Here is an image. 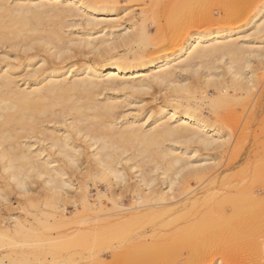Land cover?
<instances>
[{
	"label": "bare ground",
	"instance_id": "obj_1",
	"mask_svg": "<svg viewBox=\"0 0 264 264\" xmlns=\"http://www.w3.org/2000/svg\"><path fill=\"white\" fill-rule=\"evenodd\" d=\"M117 3L0 0V200H9L12 189L32 195L41 188L47 207L32 211V221L12 217L19 239L27 229L39 230L44 253L16 259L10 251L0 264H233L237 250L249 255L236 264H264L263 171L207 183L178 201L191 187L190 181L179 185L188 175L181 171L193 166L190 176L200 183L218 167L205 164L213 159L211 151L224 152L239 125L246 136L264 125V88L255 90L249 71L252 58L264 65V0L226 3L228 18L245 21L206 31L192 24L190 2V20L172 17L171 24L147 15L122 20ZM178 29L184 34L172 36L170 47L156 49L166 31ZM199 67L206 68L202 84L208 89L197 100L183 72L196 75ZM154 87L167 90L163 104L137 114L127 109L135 92ZM238 106L249 115L238 117L240 123L227 121L225 114ZM78 174L82 183L75 182ZM87 181L97 188L95 197ZM243 205L250 211H238ZM8 224L0 225L4 237L12 230Z\"/></svg>",
	"mask_w": 264,
	"mask_h": 264
},
{
	"label": "rangeland",
	"instance_id": "obj_2",
	"mask_svg": "<svg viewBox=\"0 0 264 264\" xmlns=\"http://www.w3.org/2000/svg\"><path fill=\"white\" fill-rule=\"evenodd\" d=\"M128 1V2H127ZM176 1H178V2H176ZM181 1H183V2H181ZM193 0H118V3H117V5H120L121 6V9L119 10V17H122V20H125V21H128V20H130V19H134L135 21H137L138 19H140L141 18V16H145V15H147L146 17H150V16H152V17H154V16H156L157 18H160V19H162L163 21H161V23L162 22H167V23H169V24H171L170 22H171V20L170 19H173L172 17H177L178 19H180L181 17H183L184 15V18L185 19H189V13L190 12H187V9H188V11H189V8L192 10L191 11V14H192V16L193 17H191V14H190V18H191V22H193L192 24L195 26V27H198V29L200 30V31H206V30H208V29H212V28H215V27H217V24H218V27H220V28H222V27H226V26H228V25H233V26H235V27H237V26H239V25H241L244 21H245V19L241 16L240 18L242 19H236V20H234V19H232V18H228L227 16H226V8H228L227 7V5L225 6V4L227 3V2H225V4H224V6H223V2H224V0H222V1H219V4L222 6H219L218 5V0H216V4L218 5V6H216V4H215V0H196L195 1V3L193 4V2H192ZM212 1V3L210 4V2ZM213 1H214V3H213ZM225 1H227V0H225ZM229 1H231V0H229ZM233 1V0H232ZM232 1H231V4H232ZM186 3V2H190L188 5H190L189 6V8H186V4L184 5V4H181V3ZM209 2V3H208ZM181 7V5H182V7H181V9H182V12L181 13H183V14H181L180 13V11H178L179 10V8L180 7H178V9H177V4ZM180 3V4H179ZM191 3L193 4L192 6H191ZM209 4L211 5V7L209 6ZM228 4V6H229V4H230V2L229 3H227ZM230 4V5H231ZM176 5V6H175ZM195 5V6H194ZM214 5V6H213ZM185 6V7H184ZM220 7V12L219 13H214V9H213V7ZM172 7H174V8H172ZM186 8V10H183L184 8ZM188 7V6H187ZM193 7V8H192ZM200 7V8H199ZM207 7L209 8V10L207 9ZM177 9V10H174V9ZM195 8H198L199 9V11L201 12H199V11H195L196 9ZM180 9V10H181ZM193 9H194V12L195 13H193ZM212 9V10H211ZM203 10V11H202ZM205 10H208V11H205ZM176 11H178V16H177V14H174ZM184 11V12H183ZM225 13V15H224V13ZM174 12V13H173ZM196 12H198V13H196ZM208 12V13H207ZM146 13V14H145ZM174 15H173V14ZM177 13V12H176ZM180 13V14H179ZM187 13H188V17H187ZM200 13V14H199ZM213 13V14H212ZM223 13V14H222ZM122 14H124V15H122ZM183 15V16H182ZM211 15V16H210ZM219 15V16H218ZM223 15V16H222ZM180 16V17H179ZM209 16V17H208ZM216 16L217 17H219V18H217V19H219V20H217L216 19ZM131 17V18H130ZM207 17H208V19H207ZM210 17H213V19H212V21H211V19H210ZM223 17V18H222ZM224 17H226V18H224ZM226 19V20H225ZM229 19V20H228ZM177 20V19H176ZM175 19L172 21V22H174V21H176ZM186 20V22H188ZM190 20V19H189ZM195 22H194V21ZM210 20V21H209ZM217 20V21H216ZM222 20V21H221ZM239 20V21H238ZM229 21H230V23H229ZM235 21V22H234ZM240 22V23H239ZM234 23H236V24H234ZM222 25V26H221ZM214 26V27H213ZM200 27V28H199ZM251 26H249L248 27V29H246L245 31L246 32H249V31H252V29L253 28H250ZM250 28V29H249ZM206 29V30H205ZM179 30V29H178ZM248 30V31H247ZM180 31V30H179ZM181 31H182V35L184 34V31L181 29ZM181 31L180 32H178L177 30L173 33L172 31H170V30H168V31H166V33L165 34H163V38L162 39H164L160 44H158L157 46L158 47H156V49L158 48L159 49V47L160 48H163V47H167V46H169L170 45V43L172 42V40H173V37H178L177 35H181ZM151 34L152 35H156L157 34V32L155 31V27L153 26L152 28H151ZM155 33V34H154ZM177 33H180V34H177ZM176 34V35H175ZM158 36V35H157ZM173 36V37H172ZM142 42V41H141ZM135 44V43H134ZM133 44V47L136 45H134ZM142 45V43H140L139 42V44H137V46H135L134 48H136V47H138V46H141ZM256 46V45H255ZM170 47V46H169ZM258 47V46H257ZM254 49H257V48H255V47H253ZM152 47H150L149 48V50H147V54H150V52H152ZM256 52V51H255ZM225 58V59H224ZM222 60H221V62H219L220 60H218L217 61V63H218V65L219 66H222L223 64H222V62L223 63H225V61L227 60L226 59V57H224ZM253 60H252V64H251V68L252 69H250L249 71H252L251 72V74H252V80H253V82H254V84L256 85L255 87H256V89L255 90H260V89H262V88H264V72H263V68H264V65H260V67H258L259 66V64L256 62L257 61V59L256 58H252ZM254 61V62H253ZM215 64H216V62H215ZM221 64V65H220ZM258 64V65H257ZM261 66H263V68L261 67ZM256 67L258 68V69H256ZM262 68V69H261ZM220 70V69H219ZM218 70V71H219ZM255 70V71H254ZM260 70V71H259ZM221 71V70H220ZM189 72V73H188ZM188 72H183V75L187 78L186 80H187V83H185L186 82V80L184 81V84H188V86L190 87L191 85V90L193 91H191V92H189V94H190V96H195V98L197 99V100H200V99H202V95L203 94H200V93H202V91L204 90V89H208L207 87L206 88H203L204 86H203V84H202V82L206 79V77L207 76H205L206 75V68H204V67H199V69H198V71H197V73H196V75H194V73H192V75H191V73H190V71H188ZM201 74H199V73ZM246 72H248V70H246ZM198 75V76H197ZM202 75H204L203 77H202V79H201V76ZM230 74L229 73H224L223 72V77L226 79V80H228V79H230L231 78V76H229ZM245 75V76H244ZM244 75H242L241 74V77H246V74H244ZM196 76H197V78H196ZM215 76V75H214ZM213 76V78H216L217 76H215L214 77ZM221 76V77H222ZM248 76V75H247ZM256 78H255V77ZM194 78L195 77V79H192V78ZM222 77V78H223ZM259 77V78H258ZM223 78V79H224ZM255 78V79H254ZM196 79H197V81H196ZM217 79V78H216ZM191 80V81H190ZM202 80V81H201ZM200 81H201V84H200ZM260 81V82H259ZM20 82H22V81H20ZM197 82V83H196ZM259 82V83H258ZM190 84V85H189ZM200 85V86H199ZM202 86V87H201ZM152 89V90H151ZM150 90L149 89H147V90H145L144 92H139V93H134L133 94V96L135 97V96H137V97H135V102H133V104H131L130 105V107L128 108L127 107V109L132 113H134V114H137V113H139V112H141V111H143V110H147L148 108H150V107H153L152 106V104H154V107L156 106V107H158L159 106V104L161 103V104H163V101L161 100L162 99V94L164 95V93H168L167 92V90H165V88L164 89H159V88H155L154 87V89L153 88H151ZM210 89V88H209ZM160 90V91H159ZM163 93H162V92ZM124 92V91H123ZM126 93H128V91H125ZM229 92L231 93V94H236L237 96H241V94L239 95V94H237V93H235V92H233L231 89H229ZM259 92V91H258ZM120 93H122V92H120ZM148 93V94H147ZM161 93V94H160ZM212 94V92H210L209 93V95H211ZM147 95V96H146ZM154 95V96H153ZM141 96V97H140ZM153 97V98H151V97ZM156 96V97H155ZM155 97V98H154ZM243 97H244V94H243ZM148 98V99H147ZM150 98V99H149ZM142 99V101L141 102H138L139 100H141ZM154 99H156L157 101H155ZM152 100H153V102H152ZM159 100V101H158ZM151 103H150V102ZM162 101V102H161ZM202 101V100H201ZM203 101H206V99H203ZM263 101H264V94H263ZM143 102H145L144 104H143ZM148 104H147V103ZM136 103V104H135ZM141 103V104H140ZM140 104V105H139ZM147 104V105H146ZM151 105V106H150ZM153 107V108H154ZM242 108L240 107V106H238L233 112L231 111V113L230 112H227L226 114H225V119L227 120V121H229V122H232V123H240V121L241 120H243V118H245L244 116H248L249 114H248V111H250L249 109L248 110H241ZM132 110V111H131ZM240 110V111H239ZM136 113H135V112ZM244 111V112H243ZM206 112H207V110H205V114H206ZM247 112V113H246ZM228 114V115H227ZM228 116V117H227ZM238 117H240L241 118V120H240V118L238 119ZM212 118V119H211ZM211 120H213V117L211 116ZM237 118V119H236ZM233 120V121H232ZM241 126L239 125L232 133H231V135H229V136H227V138H229V141H230V143H227L228 144V146H227V148H226V150L223 152L222 150H224V148H222V150L220 149L219 150V152L217 151V152H213V151H211L212 153H211V155L213 156V159L211 160V161H208V162H205V164H210V163H212L213 165H218V167H214L213 169H211V170H208L207 171V175H206V177L200 182V183H195L194 182V180H193V177L192 176H190V169L191 168H193V166L192 167H186L183 171H181L182 173V175L184 174V173H186V174H188V175H186V178H185V180H179V185L180 186H182V185H184V183H186L187 181H190L191 183H190V192L188 193V194H186V195H184V196H182L178 201H180V200H184V199H186V198H188V197H190V196H192L194 193H196V192H198V191H200L207 183H210V182H215L216 184H219V183H223V182H225V181H232V180H234V179H236L237 177H243L244 179L245 178H251V177H253L254 175H258L259 173H261L262 171L264 172V125L263 126H260V127H255V128H253V129H251V130H249L248 132H247V136H246V132H244V131H242L243 133L241 134ZM225 133L226 132V129H224L221 133ZM223 133V134H224ZM245 134V135H244ZM233 135H234V137H233ZM241 135V136H240ZM246 136L247 138H245V140H243V138H244V136ZM236 136V137H235ZM242 138H240V137ZM237 139L239 140V141H241V140H243V141H241V142H239V141H237ZM236 140V141H235ZM228 141V142H229ZM236 142V143H235ZM238 142V143H237ZM233 143V144H232ZM240 143H243L242 145H243V149L241 150L240 148ZM234 145H236V146H234ZM235 147H238V151L236 152V153H234V154H232V151H233V149L235 150L236 148ZM203 152V154H206V153H210V152H208L207 150H201V152L200 153H202ZM218 153V154H217ZM221 155V156H220ZM224 155V156H223ZM219 156V157H218ZM215 159V160H214ZM230 160V161H229ZM228 162H230V164H229V166L227 167V168H225V165L228 163ZM195 166V165H194ZM76 177H77V180L75 181L76 183H77V181H78V183H82L85 179L84 178H82V176L80 175V174H78V175H76ZM88 182V186H87V190L89 191V193H90V195L91 194H93V195H91V197H95L96 196V187H94L92 184H91V181H87ZM100 185V184H99ZM102 185V187L100 188V187H98L100 190H101V192H105V187H106V185L105 184H101ZM34 186H36V185H34ZM96 188V189H95ZM164 188V187H163ZM41 189V188H40ZM40 189H38L37 188V192H36V189L35 190H33V192H32V195L30 194V192H27L28 193V195H25L26 193H22L21 192V194H20V192H18L16 189H12L11 190V192H10V194H9V192H8V199L9 200H0V225H1V227H2V225L3 226H7V224L9 223L10 224V226H9V224H8V226L10 227V228H12V230L8 233V235H5V236H7V237H4V234L3 233H0V243H1V245H0V252H1V254H0V256L1 255H3V254H6V253H9L10 251L13 253V257L14 258H16V259H18L17 257H19V258H25V257H31V258H33V257H36V256H41L42 254L41 253H44L43 252V248H42V244L41 245H39L42 241L40 240L41 238H39V236H40V232H39V230H37L36 229V234H34V232L35 231H30V230H26V231H24L23 233H21V238L19 239V236H16V234H20L19 232H17V231H14V227H13V222H14V220L16 219V217L17 218H19L20 220H29V219H31V220H29V221H32V217H31V214H33L32 213V211L34 212V213H36V212H39L38 210L40 209V208H44V207H46V206H44L43 207V201H44V197H43V195H42V193H41V191H39ZM84 188H83V186H81L77 191L79 192V191H82ZM8 190H10V189H8ZM19 193H17L16 191ZM166 190V189H165ZM35 191V192H34ZM40 195H39V194ZM30 194V195H29ZM95 194V195H94ZM259 194L260 195H262L261 194V192H259ZM37 195H38V197H37ZM26 196L29 198L30 197V199H26ZM33 196V197H32ZM34 196H36V197H34ZM42 198H41V197ZM33 199H32V198ZM39 198V199H38ZM32 199V200H31ZM38 199V200H37ZM31 200V201H30ZM40 200V201H39ZM6 202V205H5V203L4 202ZM7 201H8V203H7ZM177 201V202H178ZM4 204H2V203ZM40 202L42 203V205L40 204ZM32 203V204H31ZM36 203H38V205L36 204ZM2 205V206H1ZM10 205V206H9ZM34 205V206H33ZM36 205V206H35ZM5 206V207H4ZM42 206V207H41ZM35 207V208H34ZM47 208V207H46ZM46 208H44V209H46ZM11 209V210H10ZM8 210V211H7ZM37 210V211H36ZM250 211L249 209H247V207H246V205H243V206H241L240 208H238V211ZM28 212V213H27ZM251 213H252V211H251ZM25 214H27V215H25ZM11 216V217H10ZM29 216V217H28ZM4 217V218H3ZM12 217H13V219H12ZM15 217V218H14ZM26 217V218H25ZM3 218V219H2ZM7 218H8V220H7ZM22 218H24V219H22ZM4 220V221H2V220ZM195 219V217L192 215V216H188V217H186L184 220H183V223H185V224H187V223H190L191 221H193ZM5 220H6V223H5ZM8 221V222H7ZM142 221H143V219H142ZM142 221H137V222H142ZM2 222V223H1ZM11 222V223H10ZM6 224V225H5ZM12 226V227H11ZM38 232V233H37ZM10 233H14L15 235V237L12 235V234H10ZM239 234V233H241L240 231H237V232H235V235L236 234ZM9 234H10V236H9ZM23 234H24V237H23ZM27 234H28V236H27ZM33 234V235H32ZM3 235V236H2ZM34 235H36V236H34ZM38 235V236H37ZM36 237V238H35ZM3 238H4V240H3ZM13 238V239H12ZM14 238H15V240H14ZM23 238L25 239V240H23ZM34 238V239H33ZM12 239V240H11ZM18 241H17V240ZM6 240V241H5ZM9 240V241H8ZM31 240V241H30ZM11 241V242H10ZM16 241V242H15ZM28 241H30V242H28ZM36 241H37V246H40L39 248H37V246H36ZM39 241H41V242H39ZM23 242L24 243H29L28 245L26 244V246H25V244H23ZM34 242V243H33ZM39 242V243H38ZM4 243V244H3ZM14 244V247H13V244ZM16 243V244H15ZM19 243V244H18ZM3 244V245H2ZM35 244V245H34ZM12 245V246H11ZM22 245V246H21ZM24 245V246H23ZM33 245V246H32ZM3 246V247H2ZM27 246H29V247H27ZM18 247V248H17ZM32 247H34V248H32ZM24 248V249H23ZM5 249V250H4ZM29 249H31V250H29ZM36 249H39L41 252H38ZM9 250V251H8ZM33 250H34V253H33ZM26 251V252H25ZM31 251H32V254H34L33 256H32V254H31ZM230 251L231 250H229V249H227L226 251H224V253L223 254H229L230 253ZM10 252V253H11ZM20 252V253H19ZM36 252L37 253H40V255L39 254H36ZM26 253V255H24ZM16 254H18V255H16ZM22 254V255H21ZM28 254V255H27ZM30 254V255H29ZM248 253L247 252H245V251H243V250H237V251H234L232 254H231V256H230V261L233 263V264H236V263H239V262H241L243 259L245 260L247 257H248ZM16 256V257H15ZM107 259V258H106ZM23 262V261H22ZM21 262V263H22ZM22 264H27V263H25V261L22 263Z\"/></svg>",
	"mask_w": 264,
	"mask_h": 264
}]
</instances>
